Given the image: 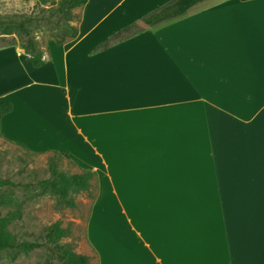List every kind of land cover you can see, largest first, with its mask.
<instances>
[{
    "label": "crops",
    "instance_id": "crops-1",
    "mask_svg": "<svg viewBox=\"0 0 264 264\" xmlns=\"http://www.w3.org/2000/svg\"><path fill=\"white\" fill-rule=\"evenodd\" d=\"M170 1L88 0L39 68L0 49V139L95 172L96 264H264V0L111 38Z\"/></svg>",
    "mask_w": 264,
    "mask_h": 264
},
{
    "label": "rangeland",
    "instance_id": "rangeland-1",
    "mask_svg": "<svg viewBox=\"0 0 264 264\" xmlns=\"http://www.w3.org/2000/svg\"><path fill=\"white\" fill-rule=\"evenodd\" d=\"M36 0H0V15L21 18L27 15L40 16V8L35 5ZM80 10L75 11L78 18ZM76 18V19H77ZM39 45L46 50L51 42V25L44 18H37L29 26ZM0 49L7 48L1 47ZM3 67H15L13 61L1 63ZM52 154H34L10 145L0 139V180H8L13 184L0 189V195L8 198L0 199V212L16 213V220L9 229L19 241H39L41 247L21 252L6 250L0 252V264H60L51 246L46 242L47 229L54 223L67 230V236L60 241V245H69L75 253H84L89 258L88 264H96L95 255L87 247L86 227L90 205L93 200L87 193L73 194L75 207H69L60 202L56 196L43 190L38 182L50 175L48 169ZM59 169L74 174L79 168L72 161L60 160ZM93 194L95 196L96 189ZM8 201V205L5 202ZM259 237L264 236V223L259 225ZM82 255V254H81Z\"/></svg>",
    "mask_w": 264,
    "mask_h": 264
},
{
    "label": "trees",
    "instance_id": "trees-1",
    "mask_svg": "<svg viewBox=\"0 0 264 264\" xmlns=\"http://www.w3.org/2000/svg\"><path fill=\"white\" fill-rule=\"evenodd\" d=\"M203 1L206 0H201V2ZM87 2L88 0H36L35 6L40 8V16L27 15L17 18L0 15L1 47L19 46L33 67L39 68L43 66L46 62L44 58L45 50L39 45L38 40L33 35L29 27L31 23L35 22L37 18H44L51 25V36L56 44L61 45L70 42L78 36L80 19L76 17L75 11L84 7ZM196 4H193V0H172L114 34L111 38L117 39L121 36V33L134 35L142 32L137 30V26L145 30L169 22L185 15ZM110 40H105L99 48L106 47ZM12 110L13 106L10 102L0 103V126L1 119L11 113ZM47 154H52L53 156L48 165L49 177L38 182V185L43 190L48 191L56 196L60 202L72 208L75 207V202L72 198L73 194L87 193L92 198L95 197L93 194L95 172L79 169L74 174H68L60 170L59 167L61 164L60 160L70 161L69 157L59 152H49ZM11 184H13L11 181L0 180V189ZM1 198H8L9 200L8 195H0ZM5 205H8V201L5 202ZM15 220L16 213L13 211H9L6 214H1L0 212V252L15 250L27 253L41 247L37 240L19 241L16 238V235L9 229V226ZM66 236L67 230L62 228L60 223L52 224L45 234L46 242L51 246L52 252L56 254L59 263L88 264L89 258L87 256L75 253L69 245L59 244Z\"/></svg>",
    "mask_w": 264,
    "mask_h": 264
},
{
    "label": "snow or ice",
    "instance_id": "snow-or-ice-1",
    "mask_svg": "<svg viewBox=\"0 0 264 264\" xmlns=\"http://www.w3.org/2000/svg\"><path fill=\"white\" fill-rule=\"evenodd\" d=\"M201 2V0H193V4H196V3H199ZM143 23V22H142ZM137 30L138 31H143L142 28H140L139 26H137ZM121 39H127L128 38V35L125 34V33H121V36H120Z\"/></svg>",
    "mask_w": 264,
    "mask_h": 264
}]
</instances>
